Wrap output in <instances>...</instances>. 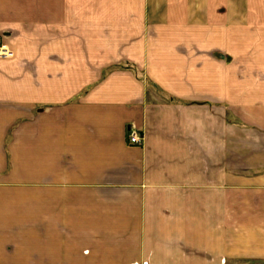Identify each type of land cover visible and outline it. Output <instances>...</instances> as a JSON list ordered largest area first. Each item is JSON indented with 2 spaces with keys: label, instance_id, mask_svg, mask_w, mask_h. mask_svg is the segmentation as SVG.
Listing matches in <instances>:
<instances>
[{
  "label": "crops",
  "instance_id": "crops-1",
  "mask_svg": "<svg viewBox=\"0 0 264 264\" xmlns=\"http://www.w3.org/2000/svg\"><path fill=\"white\" fill-rule=\"evenodd\" d=\"M0 37V264H264V0H0Z\"/></svg>",
  "mask_w": 264,
  "mask_h": 264
},
{
  "label": "built area",
  "instance_id": "built-area-1",
  "mask_svg": "<svg viewBox=\"0 0 264 264\" xmlns=\"http://www.w3.org/2000/svg\"><path fill=\"white\" fill-rule=\"evenodd\" d=\"M12 56H13V50L0 37V59H8L11 58ZM127 141L130 144L139 145L142 143V135L133 129L132 130L129 129L127 135Z\"/></svg>",
  "mask_w": 264,
  "mask_h": 264
}]
</instances>
